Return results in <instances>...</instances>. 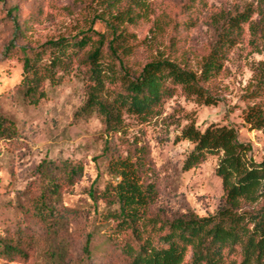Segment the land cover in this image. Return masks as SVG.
<instances>
[{"label": "trees", "instance_id": "obj_1", "mask_svg": "<svg viewBox=\"0 0 264 264\" xmlns=\"http://www.w3.org/2000/svg\"><path fill=\"white\" fill-rule=\"evenodd\" d=\"M148 2L104 0V9L74 37L51 40L30 51L23 49V77L17 86L22 99L37 106L47 99V86L60 85L67 75L80 76L89 82L83 109L102 117L107 135L120 132L124 113L148 121L160 116L166 103L178 95L201 105H215L216 99L204 84L223 73L247 28L254 36L264 33V0L257 7L250 3L234 13L219 11L210 18L215 39L198 72L177 57L163 55L139 71L128 66L127 60L134 54L129 39L134 35L127 26L141 19ZM207 7V0H183L181 15L196 24L194 16ZM255 15L259 21L254 20ZM95 20L105 24V33L93 28ZM176 26L177 22L174 29ZM258 73L256 95L264 90V62ZM108 90L113 93L111 102L105 99ZM244 121L252 129L263 130L264 108L251 107ZM17 137L16 122L0 108V143H11ZM179 140L193 145L183 161L184 172L217 158L215 173L223 192L220 208L207 216L154 214L158 191L148 179L147 151L119 155L108 162L110 180L105 187L99 189L95 183L89 192L94 206L104 205L100 220L110 227L109 241L128 264H264V160L256 163L252 159L251 145L242 143L231 126L210 125L201 131L191 121L182 128ZM84 171L82 163L70 160L45 159L39 164L23 210L37 220L46 236L40 240L23 233L0 235L1 258L28 259L37 249L43 264H68L67 225L56 208L63 191L75 186ZM91 243L92 235H88L77 264H94Z\"/></svg>", "mask_w": 264, "mask_h": 264}, {"label": "rangeland", "instance_id": "obj_2", "mask_svg": "<svg viewBox=\"0 0 264 264\" xmlns=\"http://www.w3.org/2000/svg\"><path fill=\"white\" fill-rule=\"evenodd\" d=\"M103 1L0 0V108L18 129L15 141L0 143V235L23 233L43 240L46 234L41 225L23 210L30 197L26 191L36 180L35 170L45 159L80 162L85 169L83 178L63 191L56 208L67 225L68 264L81 259L88 235H92L94 264H128L109 241L110 227L100 220L104 205L94 206L89 196L95 183L103 189L110 180L107 166L111 158L147 151L148 179L158 191L152 212L168 218L189 212L207 216L222 204L221 180L215 173L217 158L189 172L182 169L193 145L179 136L191 121L201 131L210 125L234 127L239 140L251 145L252 159L256 163L264 160V129H252L244 121L251 107L264 108V90L255 93L258 68L264 62L261 31L254 36L247 28L223 73L204 84L216 99L215 105H201L178 95L157 118L143 121L124 113L121 130L115 134L105 133L98 113L83 109L89 82L75 74L67 75L56 87L47 86L48 97L37 106L23 100L17 88L23 77V49L30 51L51 40L74 37L104 9ZM260 1L207 0V9L195 15L197 23L191 24L181 15L183 0H149L141 19L127 26L134 35L129 39L134 54L128 58V66L139 71L163 55L177 57L198 72L215 39L210 18L219 11L234 13L250 3L257 7ZM254 20L259 21V16ZM93 28L106 32L100 20H95ZM108 91L105 99L111 102L113 93ZM0 264H43V260L35 249L28 259L0 257Z\"/></svg>", "mask_w": 264, "mask_h": 264}]
</instances>
